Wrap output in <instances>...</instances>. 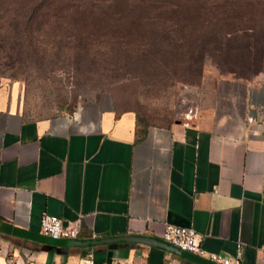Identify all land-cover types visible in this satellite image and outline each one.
Returning a JSON list of instances; mask_svg holds the SVG:
<instances>
[{
  "label": "crops",
  "instance_id": "crops-1",
  "mask_svg": "<svg viewBox=\"0 0 264 264\" xmlns=\"http://www.w3.org/2000/svg\"><path fill=\"white\" fill-rule=\"evenodd\" d=\"M212 78L187 123L139 136L135 111L107 99L25 116L0 84V264H219L125 238L161 240L164 222L192 226L206 250L264 264V73ZM42 212L77 222L76 234L41 232Z\"/></svg>",
  "mask_w": 264,
  "mask_h": 264
},
{
  "label": "rangeland",
  "instance_id": "rangeland-1",
  "mask_svg": "<svg viewBox=\"0 0 264 264\" xmlns=\"http://www.w3.org/2000/svg\"><path fill=\"white\" fill-rule=\"evenodd\" d=\"M226 1L246 0H0V84L25 116L102 98L168 123L208 79L264 73V0Z\"/></svg>",
  "mask_w": 264,
  "mask_h": 264
},
{
  "label": "built area",
  "instance_id": "built-area-1",
  "mask_svg": "<svg viewBox=\"0 0 264 264\" xmlns=\"http://www.w3.org/2000/svg\"><path fill=\"white\" fill-rule=\"evenodd\" d=\"M196 105L188 108L183 114L184 123H187L194 115ZM250 119V117H248ZM39 230L45 234L74 236L78 230V223L75 221H63L55 214L42 212L39 219ZM160 239L177 247L179 250H189L198 255L219 264H243L238 254L227 255L219 251L206 250L199 244V236L192 226L178 225L169 222L163 223V229L160 232ZM239 248V243L237 244ZM262 260L264 261V250H261ZM85 264H132L127 258L114 260L112 262H94L89 256L84 259Z\"/></svg>",
  "mask_w": 264,
  "mask_h": 264
},
{
  "label": "trees",
  "instance_id": "trees-1",
  "mask_svg": "<svg viewBox=\"0 0 264 264\" xmlns=\"http://www.w3.org/2000/svg\"><path fill=\"white\" fill-rule=\"evenodd\" d=\"M109 0H98V2L100 4H103L105 5ZM248 0L246 1H243V2H232V1H226L225 2V6H224V10L225 9H232V10H235V11H232V12H235V13H251V12H255L256 11V8L252 7L250 4H248L247 2ZM98 3V4H99ZM263 11H264V8H263ZM136 114V113H135ZM136 134L139 136L140 134H142L143 132V127L142 126H139L137 124V120H136Z\"/></svg>",
  "mask_w": 264,
  "mask_h": 264
},
{
  "label": "water",
  "instance_id": "water-1",
  "mask_svg": "<svg viewBox=\"0 0 264 264\" xmlns=\"http://www.w3.org/2000/svg\"><path fill=\"white\" fill-rule=\"evenodd\" d=\"M126 239H130V240H137V241H141V242H144V243H148V244H151V245H156V246H160V247H169L175 251H179V249L163 240H156L154 238H151V237H148V236H125ZM117 238L116 237H112V238H105L104 240L105 241H114L116 240ZM76 244L78 245H84L86 244L88 241L87 240H76L75 241Z\"/></svg>",
  "mask_w": 264,
  "mask_h": 264
}]
</instances>
